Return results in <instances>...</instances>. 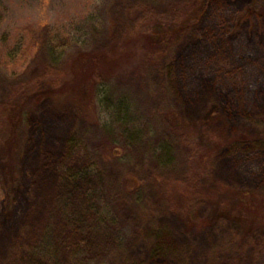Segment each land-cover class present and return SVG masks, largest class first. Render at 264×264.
<instances>
[{"label": "rangeland", "instance_id": "obj_1", "mask_svg": "<svg viewBox=\"0 0 264 264\" xmlns=\"http://www.w3.org/2000/svg\"><path fill=\"white\" fill-rule=\"evenodd\" d=\"M116 2L0 0V77L43 79L26 115L18 184L10 197L0 192V264H75L82 255L79 231L66 224L54 199L60 176L89 165V142L70 139L80 121L76 107L87 104L82 118L97 113L110 123L101 97L95 111L85 94L90 86L78 84L88 73L78 58L107 45ZM258 5L264 0L191 3L189 29L172 48L166 73L171 107L211 151L203 179L208 199L190 222L171 215L145 226L127 249L128 264H206L224 235L236 247L218 252L214 264H254L264 248V208L257 225L218 211L226 201L235 207L241 191L264 199V13ZM254 8L257 13H247ZM136 44L129 41L113 56L123 71L117 79L127 86L142 56ZM52 56L54 65L47 62Z\"/></svg>", "mask_w": 264, "mask_h": 264}, {"label": "trees", "instance_id": "obj_2", "mask_svg": "<svg viewBox=\"0 0 264 264\" xmlns=\"http://www.w3.org/2000/svg\"><path fill=\"white\" fill-rule=\"evenodd\" d=\"M192 2L117 0L109 9L107 45L78 58L88 72L78 84L90 86L85 94L95 111V99L101 97L110 123H101L97 113L82 118L87 104L76 107L80 121L70 139L89 142V165L79 173L60 176L54 199L66 224L79 231L82 255L75 257V264H128L127 249L145 226H155L171 215L190 222L208 199L203 179L211 151L189 134L171 107L166 73L172 48L189 29L185 18ZM256 7L264 13V6ZM254 12L255 8L247 13ZM129 41L141 44L142 56L128 73L127 86L118 81L123 71L115 69L118 62L113 56ZM52 47L49 51L54 54L58 47ZM47 58L49 64L56 63L54 56ZM30 82L0 77V192L4 196L10 197L18 184L26 115L43 79ZM112 96L120 100L115 103ZM258 197L241 191L236 206L231 208L226 201L219 214L257 225L264 208V199ZM235 247L232 235H224L206 264H214L218 252ZM254 264H264L263 247L256 252Z\"/></svg>", "mask_w": 264, "mask_h": 264}]
</instances>
